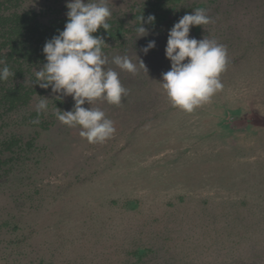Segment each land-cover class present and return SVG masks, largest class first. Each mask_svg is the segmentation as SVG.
Masks as SVG:
<instances>
[{
  "label": "rangeland",
  "instance_id": "rangeland-1",
  "mask_svg": "<svg viewBox=\"0 0 264 264\" xmlns=\"http://www.w3.org/2000/svg\"><path fill=\"white\" fill-rule=\"evenodd\" d=\"M68 2L46 3L67 12ZM108 7L109 29L119 32L103 50L105 67L128 94L119 106L82 107L104 111L116 131L90 144L56 120L36 142L35 169L0 174V264H264V0ZM196 9L211 22L190 26L189 37L224 45L228 62L222 89L188 113L170 105L159 82L170 70L169 30ZM155 14L163 19L142 22L148 35L138 38L140 16ZM125 55L147 74L111 63ZM56 95L49 88L48 99ZM59 100L72 109L71 96Z\"/></svg>",
  "mask_w": 264,
  "mask_h": 264
},
{
  "label": "clouds",
  "instance_id": "clouds-1",
  "mask_svg": "<svg viewBox=\"0 0 264 264\" xmlns=\"http://www.w3.org/2000/svg\"><path fill=\"white\" fill-rule=\"evenodd\" d=\"M66 7L68 11L64 29L45 42L42 53L46 62L39 70H35L32 84L42 89L50 88L51 93L57 94L55 99L71 96L74 101L72 109L62 111L55 106L56 119L70 128L78 127L80 137L88 143L102 144L114 135V122L101 109L82 105L103 100L119 106L122 97L128 94V89L119 79V73L105 67L109 60L102 51L106 44L104 39L93 35L100 28L108 32L110 25L107 21L112 13L108 0H70ZM154 21L153 15H149L146 20L140 16L136 29L138 38L148 35L142 22L153 24ZM210 22L204 9H196L180 18L168 32L165 57L170 61V70L162 74L159 83L173 108L191 113L209 102L223 87L219 77L228 62L226 47L214 39L204 37L197 40L189 37L190 26H204ZM154 47L155 41H149L141 51L147 54ZM186 58L187 62H184ZM137 60L138 65L126 55L114 56L111 63L133 75L139 69L147 74L143 61L138 57ZM0 65H3L0 67V82L14 76L15 73L3 59H0ZM48 100L43 97L36 104L38 116L47 110ZM33 123L38 124L39 119Z\"/></svg>",
  "mask_w": 264,
  "mask_h": 264
},
{
  "label": "trees",
  "instance_id": "trees-1",
  "mask_svg": "<svg viewBox=\"0 0 264 264\" xmlns=\"http://www.w3.org/2000/svg\"><path fill=\"white\" fill-rule=\"evenodd\" d=\"M46 2L0 0V59L15 73L0 82V174L6 178H24L35 169L36 142L54 126L55 106L64 111L61 101L55 98L48 100L47 110L39 116L35 110L40 99H48L49 89L32 84L35 70L46 62L43 46L58 35L67 22L65 8ZM161 15L155 14V21L160 20ZM118 32L110 29L105 32L100 28L93 35L104 39L103 51ZM37 118L39 123H33Z\"/></svg>",
  "mask_w": 264,
  "mask_h": 264
}]
</instances>
